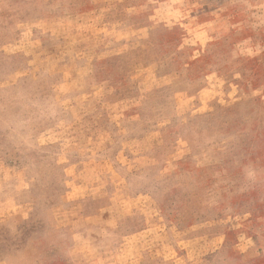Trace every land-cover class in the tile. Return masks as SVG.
<instances>
[{"label":"rangeland","instance_id":"obj_1","mask_svg":"<svg viewBox=\"0 0 264 264\" xmlns=\"http://www.w3.org/2000/svg\"><path fill=\"white\" fill-rule=\"evenodd\" d=\"M0 264H264V0H0Z\"/></svg>","mask_w":264,"mask_h":264}]
</instances>
